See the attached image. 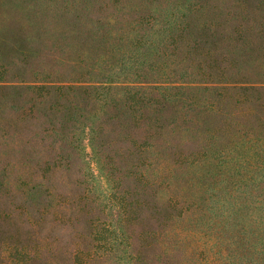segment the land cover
Here are the masks:
<instances>
[{
	"label": "rangeland",
	"instance_id": "374dc122",
	"mask_svg": "<svg viewBox=\"0 0 264 264\" xmlns=\"http://www.w3.org/2000/svg\"><path fill=\"white\" fill-rule=\"evenodd\" d=\"M143 82L196 88L132 113L78 89ZM239 125H264V0H0V264H258L255 184L199 151Z\"/></svg>",
	"mask_w": 264,
	"mask_h": 264
},
{
	"label": "trees",
	"instance_id": "16d2710c",
	"mask_svg": "<svg viewBox=\"0 0 264 264\" xmlns=\"http://www.w3.org/2000/svg\"><path fill=\"white\" fill-rule=\"evenodd\" d=\"M209 84L212 85L213 83ZM193 88H196V86H194V83L191 82H143L125 83L122 85H114L113 83H100L95 86L89 85L87 87L83 85L78 87V89L82 90H114L115 95H111L112 104L122 107L126 112L129 113L134 112V108H138V106L142 108L155 106L158 103V97H161L168 103L176 102V100H178L177 96L180 92L188 91L189 89ZM173 90L176 91V93L170 94L172 97L166 96L164 93L165 91ZM151 98H153L152 101H150ZM156 100L157 103L155 102ZM181 103L182 105L188 103V98L182 99ZM211 111L212 109L209 110V112ZM245 112L246 111H243L242 113ZM239 113H241V110H239ZM204 116L206 118L214 117V115H209V113L206 111H204ZM188 121L192 120L188 119ZM228 123H233V119L232 121L228 120ZM172 124H175L174 120L169 121L167 125L173 127ZM234 128L235 129L231 130V140L223 144V146L218 143V139L221 138L220 134L216 133L211 136V139L214 140H209L207 144H203L201 148L199 147V151L203 153V156H205L204 160L208 161L209 159V164L211 161H214V164L210 167L212 181H215L217 170L224 169L227 171L230 166H236L238 175H242L240 177V184H242L244 187H246L248 184H255L256 190L254 192L243 190L241 194L245 200L247 197H255V201L253 203V214L256 217H251L249 213L250 205L246 206L244 204L243 207L239 208L237 225L242 237H248L249 235L252 237H261L260 239H257L255 252L258 257L257 263L264 264V171L263 173H259L258 171L254 170L251 175H247V173H249L248 170L251 169L249 167H253L251 165L252 159L259 160L264 158V125L260 128L254 126L243 127V125L234 126ZM259 165L260 167L258 169L264 170L263 160L259 163ZM226 181L229 185H233L231 177L227 176ZM216 194L217 193L212 195L215 197L214 199L210 197L212 203H215L218 200V195ZM226 195H229L230 198L226 199V204L230 207L227 209L231 211V209L237 204L235 203L234 197H232L230 190L227 191ZM184 202H187V200L185 199ZM162 203L166 202L162 200ZM189 205H191L193 211L192 216H203L206 218L204 225H209L212 223L214 226H216L215 218L217 216L213 207H206V209H203L201 205L197 206L193 201L189 202L188 206ZM164 207L165 210H168L169 215H171V210L176 209V201H171V205L168 203V205ZM224 219L227 223L231 221L230 212L224 217ZM232 219H234V217H232ZM196 222H194V224L190 222V226L187 228L185 227L184 229L186 237L192 238L193 248L197 250L199 248V237H214V235L211 233L209 234L206 231L203 233L202 229L197 226Z\"/></svg>",
	"mask_w": 264,
	"mask_h": 264
}]
</instances>
